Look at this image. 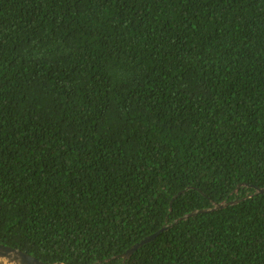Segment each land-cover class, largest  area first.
I'll return each mask as SVG.
<instances>
[{
    "label": "trees",
    "instance_id": "16d2710c",
    "mask_svg": "<svg viewBox=\"0 0 264 264\" xmlns=\"http://www.w3.org/2000/svg\"><path fill=\"white\" fill-rule=\"evenodd\" d=\"M252 185L264 0H0V243L66 264H264Z\"/></svg>",
    "mask_w": 264,
    "mask_h": 264
},
{
    "label": "water",
    "instance_id": "95a60500",
    "mask_svg": "<svg viewBox=\"0 0 264 264\" xmlns=\"http://www.w3.org/2000/svg\"><path fill=\"white\" fill-rule=\"evenodd\" d=\"M241 186V185H240ZM251 186V185H249ZM252 187H255L256 193H264V187H258L255 185H252ZM181 193V192H180ZM178 195H176L174 198H176ZM244 199V198H242ZM241 201V199H235V200H229V201H222L219 203H214V207L212 208H206V209H199V210H194L185 216H183L181 219H186L189 216L195 215L199 212H208L210 210H216L220 208H224L228 205H233ZM168 226H164L160 230L156 231L155 233L146 236L143 238L140 242H137L133 244L130 248H128L125 252L115 256L114 258H123V261H126L129 259L132 254L138 250L140 247H142L144 244L150 242L152 239H154L161 231L167 229ZM0 252L3 253V255H0V264H66L65 262H49V261H44L42 259H39L38 257L20 249L17 247H13L7 244L0 243ZM110 258L107 259L106 261H110ZM104 264V263H100Z\"/></svg>",
    "mask_w": 264,
    "mask_h": 264
},
{
    "label": "snow or ice",
    "instance_id": "6c2138e0",
    "mask_svg": "<svg viewBox=\"0 0 264 264\" xmlns=\"http://www.w3.org/2000/svg\"><path fill=\"white\" fill-rule=\"evenodd\" d=\"M0 255H3V253H2V252H0Z\"/></svg>",
    "mask_w": 264,
    "mask_h": 264
}]
</instances>
